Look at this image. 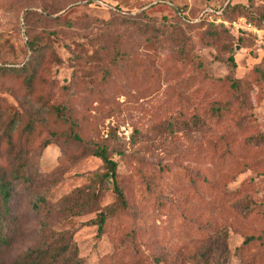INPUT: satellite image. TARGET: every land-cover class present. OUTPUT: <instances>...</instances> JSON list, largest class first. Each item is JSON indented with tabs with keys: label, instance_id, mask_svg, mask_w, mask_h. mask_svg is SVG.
Masks as SVG:
<instances>
[{
	"label": "rangeland",
	"instance_id": "1",
	"mask_svg": "<svg viewBox=\"0 0 264 264\" xmlns=\"http://www.w3.org/2000/svg\"><path fill=\"white\" fill-rule=\"evenodd\" d=\"M229 1L0 0V65L20 66L27 60L26 43L30 34L49 41L60 63H48L42 76L54 80L57 87L68 86V93L62 99L66 98L70 107L75 108L76 116L85 115L92 122L94 130L88 133L89 138H99L98 141L107 142L113 150L112 158L118 163L117 180L123 185L134 212L128 223L110 227L100 235L95 226L82 224L94 217L95 209L79 208L76 214H72L74 211L65 213L63 206L70 204L79 193L93 191L86 174L99 171L102 162L93 155L76 158L72 149L62 147L61 140L43 146L46 138L43 133L24 156L38 174L37 190L46 193L49 203L42 207L40 214H35L30 197L22 187H16L10 206L20 231L7 255H0V264H8L28 248L43 242L45 233L52 238L62 232L71 235L83 264L113 261L264 264V141L255 143L251 139L259 132L264 133V87L253 86L248 94V105L241 111L237 109L233 119L208 121L203 130L172 132L160 122L176 116L177 112L179 118L184 116L177 105L181 97H187L190 104L194 102L195 111L202 113L217 90L225 94L219 80L229 73L228 54L196 43L192 54L196 56L193 61L202 63L204 71L200 74L192 63L184 67L186 59L182 62L177 48L170 44L146 48L144 39L134 28L107 24L117 11L135 14L143 10L158 23L179 21L183 26L195 27L205 22L222 24L233 36L234 76L242 78L264 62V21L256 22L255 17L248 19L242 15L231 19L223 17L222 10L216 8H224ZM232 1L264 11L261 0ZM42 8L50 12L60 10L49 14L48 22L31 21L28 35L25 12L44 13ZM59 15L64 17L54 20ZM105 34L118 40L122 52L130 58L129 64L133 60L134 67L128 66L127 72L106 64L112 85H106L109 80H103L99 70L93 88L103 90L111 86L110 91H102L103 100L92 97L84 103L81 100L87 94L84 74L91 69L84 58L97 48L95 43L88 42ZM182 66V72L176 76L174 68ZM116 72L121 76L115 75ZM199 76L207 87L200 93L205 91L202 98H197V92L193 91L196 85L184 84L186 78ZM19 85L0 77V95L18 109L22 108L19 94L12 90ZM45 88L47 91L49 86ZM62 90L65 91V87ZM227 98L229 95H225L224 99ZM178 103L181 106L180 100ZM28 106L37 108L33 104ZM214 146L216 154L232 153L233 163L229 162L214 175L212 180L217 184L209 180L210 194H201V197L188 185L179 187L170 182V174L181 172V166L186 164L181 160L184 155H210ZM11 163L18 161L11 159ZM190 166L201 175L204 166ZM150 178L154 182H167L161 204L147 199L145 180ZM200 179L198 177L199 182ZM111 188L110 182L103 186L95 208L113 201Z\"/></svg>",
	"mask_w": 264,
	"mask_h": 264
},
{
	"label": "trees",
	"instance_id": "2",
	"mask_svg": "<svg viewBox=\"0 0 264 264\" xmlns=\"http://www.w3.org/2000/svg\"><path fill=\"white\" fill-rule=\"evenodd\" d=\"M87 1L90 2L92 0ZM261 1L264 2V0ZM216 9L222 10L220 13L225 18L231 19L233 16L242 15L248 19L255 17L256 22L259 19L264 21V11L233 3L232 0L224 8L219 6ZM42 10L44 13L36 10L25 12L24 20L27 24L28 35L31 33L28 28V24L31 21L48 22L50 20L47 18L48 15L54 14L60 8L51 12L44 8ZM63 17V15H59L54 20H60ZM200 22L203 23L204 20ZM107 24L134 28L139 36L144 39L146 48L161 46L163 43L170 44L177 48L176 53L182 62L186 59L183 62V66L185 67L192 63L200 74H203L202 71H204L202 63L193 61L196 56L192 54V48L196 43L199 42L205 46L216 47L224 54H228L229 73L219 80L222 88H225V94L222 93V90H217L216 96L213 97L202 113L195 111L194 102L190 104L187 102V97H181L179 99L181 106H179V100L177 105L180 109L179 112H182L184 116L179 118L177 112L176 116H170L166 121L160 122L172 132L188 129L203 130L208 121L233 119L237 115V109L241 111L240 109L248 105V94L253 89V86L264 87V62L258 63L242 78L234 76L233 36L229 33V29L222 24L205 22L203 26L195 27L196 25L183 26L179 21L158 23L156 18L150 17L146 10L135 14L117 11L112 14ZM88 43H95L97 48L93 52L87 53L84 58L86 64L91 68L84 74L85 80L81 76L79 77L87 84V90L85 91L87 94L81 98L84 103H87L92 97L103 100L104 97L100 96L102 91H110L111 86L103 90H99L100 87L93 88L96 85L95 78L99 70L102 72L103 80L110 79L108 76L109 67L105 66L106 64L114 69L122 68V70L127 72H129L128 66L130 68L134 67L133 60L129 64L130 58L125 52H122L116 38L105 34L103 37L89 40ZM238 43L244 45L241 42ZM26 46L29 50V56L27 60L20 63V66L0 65V77L2 79H8L20 84L19 88H15L12 91L19 94L17 97L22 105V108L18 109L6 103L4 97L0 95V255H7L12 240L20 231L11 214L10 206L11 197L16 193V187H22L30 197V205L35 214H40L43 211L42 207L49 203L46 193L37 190L38 174L28 159H26V156H24L29 148L38 143L43 133H46L43 146L61 140L62 147L72 149L76 158L84 155H93L102 162L99 171L86 174L93 191L89 194H86L87 192L79 193L78 196L72 199L70 204L63 206L62 209L65 213L74 211L72 214H76L79 208L87 209V211L95 209L94 217L83 221L82 224L95 226L98 235L106 232L110 227L128 223L133 219L134 215L130 199L123 185L117 180L118 163L112 158L113 150L107 142H100L98 141L99 138L97 140L89 138L88 133L94 130L92 122L85 115L76 116L75 108L70 107L71 104L66 98L62 99L68 93V86H64L66 90L63 91V86L57 87L54 80L42 76L47 71L46 65L51 61L55 64L60 63V57L46 38L39 40L35 35L30 34L27 38ZM183 66L174 68L176 76H179L182 72ZM115 75L120 77L121 73L116 72ZM165 75H168V71H166ZM108 84L112 85V82L109 80L106 85ZM184 84L189 87L196 85L193 91L197 92V98L205 96L207 87H204V81L201 76L199 78L188 77L184 80ZM46 86H49L47 91ZM202 90L205 91L200 95ZM225 95H229V98L224 99ZM28 104L37 105V108L31 109ZM191 107L194 110L189 112L187 109ZM182 108L186 109V111H183ZM251 139L255 143L263 142L264 133L259 132L251 136ZM212 150L214 152L210 155L203 153L184 155L181 160L186 164L181 166V172L176 171L170 174V182L174 186L179 187L188 185L195 194L200 196L201 194H210V191H212L210 190V181L213 184H217L216 181L212 180L214 175L221 171L229 162L230 164L233 163L230 159L233 155L232 153L223 152L222 154H216L217 148L215 146L212 147ZM11 159L17 160L18 163L12 164ZM223 160H227L226 163ZM190 165L204 166L201 175H198L199 171L194 170ZM139 171L140 169L137 172ZM198 177H201L200 182ZM107 182L112 185L113 201L101 208H95L99 193ZM145 182L147 199H152L153 204H161V198L167 182L163 180L154 182L153 178L146 179ZM122 235L127 236V234ZM8 264L83 263L78 257V248L71 235H68L67 232H62L55 234L52 238L45 233L43 242L33 248H28L21 257L11 259ZM109 264L132 263L113 261ZM134 264L139 263L134 262Z\"/></svg>",
	"mask_w": 264,
	"mask_h": 264
},
{
	"label": "built area",
	"instance_id": "3",
	"mask_svg": "<svg viewBox=\"0 0 264 264\" xmlns=\"http://www.w3.org/2000/svg\"><path fill=\"white\" fill-rule=\"evenodd\" d=\"M248 28L250 29L251 27L250 26H248ZM253 29V28H252Z\"/></svg>",
	"mask_w": 264,
	"mask_h": 264
}]
</instances>
